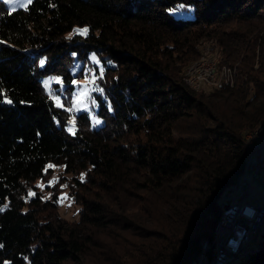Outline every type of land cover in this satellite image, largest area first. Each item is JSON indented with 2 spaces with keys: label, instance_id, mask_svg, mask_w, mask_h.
<instances>
[{
  "label": "trees",
  "instance_id": "obj_1",
  "mask_svg": "<svg viewBox=\"0 0 264 264\" xmlns=\"http://www.w3.org/2000/svg\"><path fill=\"white\" fill-rule=\"evenodd\" d=\"M206 42L238 69L235 87L185 83ZM88 67L93 117L66 99ZM263 118L264 0H0V264L212 258ZM52 176L45 197L36 184ZM66 190L77 221L60 214ZM238 264H264V233Z\"/></svg>",
  "mask_w": 264,
  "mask_h": 264
},
{
  "label": "built area",
  "instance_id": "obj_2",
  "mask_svg": "<svg viewBox=\"0 0 264 264\" xmlns=\"http://www.w3.org/2000/svg\"><path fill=\"white\" fill-rule=\"evenodd\" d=\"M257 61L256 68L260 67ZM239 80L238 69L226 64H221L220 56L214 51L213 44L206 42L201 45L200 57L191 62L185 71L184 81L194 90H212L233 88ZM247 162L243 174L233 192L236 199L241 202L233 205L227 212H232L233 222L227 233L219 238V251L216 259L211 264H227L234 255L242 250L245 243L249 242L251 234L260 230L258 221L262 213L245 203V196L255 184L264 189V118L258 126L245 136ZM240 211L248 217L247 224L239 222ZM260 216V217H259ZM255 219H257L255 221ZM230 220V218H229ZM238 222V223H237ZM261 222V221H260ZM204 261L202 260L201 263Z\"/></svg>",
  "mask_w": 264,
  "mask_h": 264
},
{
  "label": "rangeland",
  "instance_id": "obj_3",
  "mask_svg": "<svg viewBox=\"0 0 264 264\" xmlns=\"http://www.w3.org/2000/svg\"><path fill=\"white\" fill-rule=\"evenodd\" d=\"M4 1V0H3ZM33 0H31V3ZM30 3H27V0H17V3L15 5H7L10 10H16L20 8H26ZM182 15H185V12L182 13ZM91 61L92 64H97L100 67V63L98 62V59L95 55H91ZM94 73H96L95 68H90L86 70V77L83 79L76 80L77 83L75 92L66 99H69L71 110H75L76 112L79 111H89L91 113V106L93 104L92 99V93L96 90V78L94 76ZM57 80L54 78H46L45 84L49 91H52V84L53 81ZM59 81V80H57ZM58 102L60 103L61 100L59 99ZM91 116L93 117L92 113ZM55 173H59L58 168H54ZM58 181L57 176H52L48 180H40L37 182V187L40 191H42L45 194V197L48 196V188L53 187L56 182ZM249 201L255 203L258 206H264V193L260 192L259 190H254L248 197ZM61 202V208H60V214L70 220V221H77L80 217V210L81 206L78 204L76 195L69 193L68 190L64 191L61 194L60 198ZM264 233V228L262 230Z\"/></svg>",
  "mask_w": 264,
  "mask_h": 264
},
{
  "label": "water",
  "instance_id": "obj_4",
  "mask_svg": "<svg viewBox=\"0 0 264 264\" xmlns=\"http://www.w3.org/2000/svg\"><path fill=\"white\" fill-rule=\"evenodd\" d=\"M247 162V152H246V160L242 169L241 174L239 175L237 181L235 182V184L229 189L228 195L226 197V202L227 205L223 208L222 213L220 215V218L218 219V222L216 223L215 226V237H216V252L215 255L212 258H209L208 255L206 253H202L196 260H194L192 262V264H211L214 262V260L217 257L218 251H219V238L223 237V235H225L227 232V229L229 228L230 224H232L233 222V215L232 212H227L233 205L238 204L241 202V199H236L233 189L234 187L238 184V181L241 177V175L244 172L245 169V165ZM254 190H259L260 192L264 193V189L261 188L258 185H253L249 192L247 193V195L245 196V203L251 205L252 207H254L256 210H258V213H262V218H261V222L258 221V225L260 224V230L254 235L251 234L249 237V242L245 243L242 250L240 251V253H238L237 255H234V258L228 262L227 264H238V263H244L247 261V258L251 252V250L256 246V243L258 242L260 236L262 235V230L264 228V206H258L255 203L249 201L248 197L249 195L254 191ZM239 216V222L243 223V224H247L249 219L248 217H246L245 215H243V213L240 211V213H238ZM260 217V216H259ZM230 218V220H229ZM257 219H255L256 221ZM238 223V222H237ZM226 232V233H225ZM208 247V243L206 242L204 244V249L206 250ZM204 261L203 263H201V261Z\"/></svg>",
  "mask_w": 264,
  "mask_h": 264
},
{
  "label": "snow or ice",
  "instance_id": "obj_5",
  "mask_svg": "<svg viewBox=\"0 0 264 264\" xmlns=\"http://www.w3.org/2000/svg\"><path fill=\"white\" fill-rule=\"evenodd\" d=\"M4 3H5L6 5H15V4L17 3V0H4ZM27 3H31V0H27ZM183 7H184V6L181 5L180 7H178V8H173V9H171L170 11L179 12V11L181 10V8H183ZM13 10H14V9H13ZM76 31L79 32V33L82 34V35L87 33V29H86V28H85V29H76ZM43 63H44V61H41V64H43ZM101 75H102V73H101ZM56 79L59 80L58 77H57ZM72 83L75 84V83H77V82H76L75 80H73ZM99 91H102V89H99ZM56 99L59 100V97H56ZM6 102L9 103V104L12 103L11 100H7ZM59 106L62 107L63 105L61 104V105H59ZM96 123L99 124L100 121L97 120ZM69 131H72V129L70 128Z\"/></svg>",
  "mask_w": 264,
  "mask_h": 264
}]
</instances>
